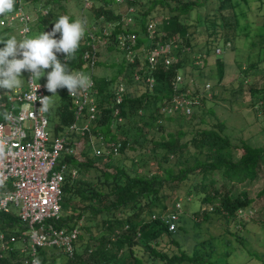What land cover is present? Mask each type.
I'll use <instances>...</instances> for the list:
<instances>
[{"label": "trees", "instance_id": "trees-1", "mask_svg": "<svg viewBox=\"0 0 264 264\" xmlns=\"http://www.w3.org/2000/svg\"><path fill=\"white\" fill-rule=\"evenodd\" d=\"M64 1L66 0H23L24 5L29 2H40L39 5L48 8L45 14H39L37 11L38 14L32 24L33 28L40 30L47 24L54 25L63 12ZM203 1L98 0L97 5L91 6L90 14L94 19L102 14L103 20L113 23L110 28V41L106 45L108 50L111 47L119 50L113 40L114 34L122 29L117 9L121 12L129 5L134 10L132 23L128 25V28L136 32V47L147 43L144 31L146 21L150 17L160 16L159 10H164L165 13H162L164 18H161L157 24L156 39L164 40L177 34L182 38L184 45L188 46L190 24L188 13ZM54 7L60 9V12H56ZM67 16L72 18L71 15ZM234 16L235 13L231 7L225 12L220 10L218 22L213 18L209 20L210 22L208 21L211 26L208 27L206 40L211 42L212 39L219 37L220 32L216 26H230L235 20ZM10 28L0 25V37L7 38ZM222 35H224L223 31ZM226 41H228L227 38L224 45ZM79 49L68 63L69 71L83 63L79 56ZM174 55L176 59L171 64L164 65L158 62L152 70L155 79L152 87H148L141 81L131 80L130 70L137 62L125 61L123 56L117 63H112L115 67L110 75L94 77L95 96L100 109L94 126L105 138L118 140L119 146L117 152L110 155L107 160L93 157L87 151L83 152V158L80 160L66 154L62 155V159L75 166L77 174L72 178L65 177L62 184L60 217L55 223L72 226L79 222V231L73 241L72 255L64 254L57 264H96L99 261L103 264H143V260H160L163 264L183 262L185 264H222L220 257L213 254L210 240L194 241L186 249L177 246L175 251L169 250L167 244L157 246V240L161 236H166L168 238L166 241L177 245L176 239L171 236L175 228L168 230L163 221L158 217L151 218V214L158 215L163 212H160L164 208L163 204H160V210L156 209L159 200L165 196L167 189H171L179 182H190L183 197L196 195L199 199V206L193 211V215L206 217L208 212H215L227 221L236 219L243 225L244 218L237 216L235 210L249 208L254 211L255 208L252 205L254 197L244 189L232 193L227 183H242L256 177L264 161L263 145L251 144L242 138H239L237 143H233L224 129L223 121L219 120L212 111H209L212 119L206 125L194 127L187 139H181L185 133L181 129L183 119L192 117L194 107L198 106L206 96L205 92L200 91L205 81L198 82L196 78L194 79V85L188 97L192 98L197 92L198 94L189 104L188 114L183 111L172 114L159 112L158 108L162 100L173 94L171 79L175 73L181 71L183 76L191 75L183 68L184 59L189 60L184 49L175 50ZM98 62L99 59L96 58L95 65ZM144 63L143 61V66ZM119 75L125 79L126 91L118 104L117 114L120 119H117L112 114L113 105L110 95ZM129 85H132L131 90L128 88ZM183 86L181 85L180 88ZM249 91L252 95L249 104H257L264 116V80L258 87L250 86ZM57 92L58 102L53 101V105L48 108L50 126L54 134L73 119L72 106L65 88L58 89ZM45 94H50L46 88ZM2 107L0 105V117ZM136 113H138V125H134V129L123 128ZM162 119L174 121L177 125L173 130H167L161 123ZM144 142L148 147L142 146ZM135 149H140L144 154L147 151L150 157L152 155L158 170L149 174L131 172L122 161L119 162L113 157L118 153H125L126 150ZM175 166L177 169H174ZM215 174L220 177L219 183H216ZM262 194L264 195V184L256 192L258 196ZM175 202L178 203V200ZM170 209L177 208L173 204L169 209L166 208V210ZM85 215L86 220L89 221L88 224L81 222ZM16 226L19 224L17 215L13 211H0V230L11 232ZM92 228L95 230L94 234L91 233ZM87 237L96 240L97 243L93 249H87L85 240ZM11 244L13 249H8L0 256V264H23V255L15 248L17 241ZM38 259L40 262L53 261L54 256L47 257L46 250L40 248Z\"/></svg>", "mask_w": 264, "mask_h": 264}, {"label": "built area", "instance_id": "built-area-1", "mask_svg": "<svg viewBox=\"0 0 264 264\" xmlns=\"http://www.w3.org/2000/svg\"><path fill=\"white\" fill-rule=\"evenodd\" d=\"M82 1L85 6L90 5L89 0ZM133 10L130 5L121 12L117 9L122 29L114 34V45L121 51L125 61L137 62L130 70L131 80L141 81L152 87L155 82L152 70L158 62L164 65L171 64L176 59L174 51L183 50L187 45H184L182 38L177 34L164 40L156 39L157 24L164 18L160 15L147 19L144 27L147 43L136 47V32L128 28L132 23ZM47 11V6L38 9L39 14H45ZM102 18L103 15L100 14L96 20L87 23L79 49L83 63L72 70L89 76L92 86L75 96H70L65 88L72 106L73 119L55 134L50 126L44 85L30 82L29 75L24 88H18L12 93L0 91V105L3 106L0 117V142L6 145V154L0 158V179L4 182L3 187H0V211H13L19 224L11 232L0 230V256L8 249H13L11 242L14 241L18 242L15 248L23 255V264H33L38 258L40 248L47 252L49 248L54 247L68 256L72 255L79 222L72 226L55 223L60 217V200L65 177L72 178L77 174L75 166L62 159V155L66 154L80 160L83 158V152L87 151L93 157L107 160L110 155L117 152L119 141L105 138L94 126L100 113L94 89L95 60L99 50L106 48L110 41V28L113 25L111 21H100ZM30 21L31 17L24 9L23 0H16L14 11L0 17V25H17L20 39L23 38L22 34L28 36L30 33ZM53 26L50 24L44 26L41 33L51 31ZM59 36L57 33L56 38ZM228 44L226 41L225 46ZM215 49L217 52L220 51L218 47ZM58 59L61 62L65 61L62 54H58ZM117 78L110 101L113 105L112 114L120 119L117 114L118 104L126 88L124 77L119 75ZM194 81L193 76H183L181 71H177L171 79L173 94L162 100L159 112L172 114L183 111L188 114L189 104L198 94L197 92L192 98L188 97ZM181 85L184 86L180 88ZM209 89L210 84L204 82L200 91L207 92ZM6 112L11 115V120L5 119ZM178 206L176 202L174 207ZM235 213L237 216L247 218L252 210L237 208ZM155 217L163 221L168 230L175 228L176 210H166L158 215L152 213L151 218ZM136 234L138 235V232ZM40 264L55 263L45 261ZM96 264L103 263L99 261Z\"/></svg>", "mask_w": 264, "mask_h": 264}, {"label": "rangeland", "instance_id": "rangeland-1", "mask_svg": "<svg viewBox=\"0 0 264 264\" xmlns=\"http://www.w3.org/2000/svg\"><path fill=\"white\" fill-rule=\"evenodd\" d=\"M89 1L92 7L98 3V0ZM31 4L29 2V5ZM39 4H37V7L39 6L37 9L43 8ZM29 5L24 6L26 12L32 10ZM91 6L86 7L82 0H66L61 15H71L73 20L84 14L89 17ZM229 7L235 13V20L230 26L217 25L216 28L220 32L219 37L208 42L206 33L208 27L211 26L208 21L213 18L218 22L219 11H228ZM54 10L60 12L58 8L54 7ZM162 13L164 14L165 11H158L159 15ZM188 20L190 23L188 27L189 45L184 46V52L187 53L189 60L184 59L183 68L198 82H208L210 89L205 92L204 100L194 107L193 116L183 119L181 129L185 133L181 139H187L194 127L206 125L212 119L209 113L212 111L219 120L223 121L224 129L233 143H237L238 139L242 138L251 144L264 146V116L257 104H249L252 98L249 87H258L264 80V0H204L189 11ZM12 27L9 30V36H15L19 40L16 29ZM35 34L41 33L36 32ZM32 35L30 32L28 37H33ZM225 38L230 42L229 46L224 45ZM215 47H218L220 51L217 52ZM121 57V51L114 47L109 50L100 49L97 56L99 62L95 65L94 74L96 76L110 75L115 67L112 63H117ZM48 71L49 69H46L45 75L33 82L45 85ZM29 75L28 72L22 73L23 82L19 88L27 85ZM128 88L131 90L132 85ZM58 96V92L48 94L47 105H51L52 101L58 102ZM138 113L133 114L128 125L123 128L134 129L133 126L138 125ZM161 123L167 130H173L177 125L174 121L166 119H162ZM142 146L148 147L145 142ZM113 157L119 162L122 161L131 172L149 174L158 170L155 158L152 159V155L150 157L147 151L144 154L140 149L126 150L125 153H118ZM174 169H177V166ZM215 179L216 183H219L218 174H215ZM189 184V181L179 182L171 189H167L165 196L159 200V206L157 205L156 209H159L160 204L164 205V208L159 209L160 212L166 208L169 209L173 204L176 205V200L179 206L176 209V227L171 232L177 245L166 241L168 239L166 236H161L157 240V246L167 244L169 250L175 251L177 246L186 249L194 241L210 240L213 254L220 257L222 264H264V195H256L257 190L264 184V161L254 179L236 184L227 183L232 193L244 189L254 197L252 205L255 209L251 213L252 216L244 218L243 225L236 219L227 221L215 212H208L206 217L193 215V211L199 206V199L196 195L183 197ZM86 217L85 215L81 222L88 224ZM91 233L94 234L95 230L93 229ZM85 240L87 249H93L97 243L93 238L87 237ZM46 255L47 257L53 255L55 264L61 257H64V253L54 247L48 249ZM142 263L163 264L160 260H143Z\"/></svg>", "mask_w": 264, "mask_h": 264}, {"label": "clouds", "instance_id": "clouds-1", "mask_svg": "<svg viewBox=\"0 0 264 264\" xmlns=\"http://www.w3.org/2000/svg\"><path fill=\"white\" fill-rule=\"evenodd\" d=\"M15 5L16 0H0V16L12 13ZM87 23L84 18L72 20L67 15H61L51 31H44L34 37L22 34L23 38L18 36L19 40L15 36L0 37V45H3L0 47V90L12 93L22 85L23 72L30 73L31 82L44 76L46 69L51 70L47 72L44 87L52 94H56L58 89L66 88L70 96H75L90 88L92 81L89 76L68 69V63L75 57L85 36ZM57 33L60 34L58 39ZM58 54L64 55L63 63L58 59ZM4 117L7 120L12 119L7 112ZM5 149L6 145L0 142V158L5 156ZM3 184L0 179V187ZM33 264H40L39 259H35Z\"/></svg>", "mask_w": 264, "mask_h": 264}, {"label": "crops", "instance_id": "crops-1", "mask_svg": "<svg viewBox=\"0 0 264 264\" xmlns=\"http://www.w3.org/2000/svg\"><path fill=\"white\" fill-rule=\"evenodd\" d=\"M30 4H31V2H30ZM37 4H39V3H33V4H31V5H29V3H28L27 5H24V6H28V5H29L30 7H32V8H31L32 10H29L28 13H29V15H30V17H31V21H30L29 24H30V29L33 30V31H30V32L33 34V35H32L33 37L36 36V34H35L36 32L41 33V30H42V29H40V30H35V29L33 28V25H32V24L34 23V21H35L36 14H38V13H37V11H38L37 8H39V6L37 7ZM90 6H91V5H90ZM86 7H87V6H86ZM33 9H34V12H33ZM35 10H36V11H35ZM80 12L83 14V11L80 10ZM99 15H100V14H99ZM99 15H98V16H99ZM77 18H84V19H86L87 21H91V20L94 19L93 16L89 15V17H86L85 14L76 17V19H77ZM103 18H104V17H103ZM103 18H102V20H100V21H103V22H104V21H108V20H103ZM71 19H72V18H71ZM96 19H97V18H96ZM96 19H94V20H96ZM72 20H73V19H72ZM74 20H75V19H74ZM47 25H49V24H47ZM50 25H53V24H50ZM45 26H46V25H45ZM12 28H13V29H16V25L14 24ZM15 31H16V34H17V30H15ZM17 36H18V34H17ZM46 96H48V95H46ZM52 105H53V101H52L51 105H48L47 107L50 108ZM49 111H50V110H48V112H49ZM48 117H49V116H48ZM69 122H70V121H69ZM65 125H66V124H65Z\"/></svg>", "mask_w": 264, "mask_h": 264}]
</instances>
